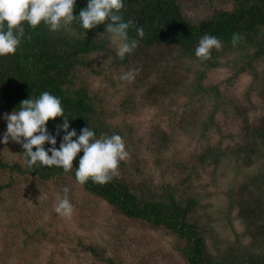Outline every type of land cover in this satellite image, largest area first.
<instances>
[{
  "label": "rangeland",
  "instance_id": "obj_1",
  "mask_svg": "<svg viewBox=\"0 0 264 264\" xmlns=\"http://www.w3.org/2000/svg\"><path fill=\"white\" fill-rule=\"evenodd\" d=\"M179 3L194 20L207 18L214 6H228L225 0ZM110 45L116 48L111 37ZM231 58L223 57V65L209 70L204 81L206 86L218 84L230 99L216 115L221 131L204 130L214 99L190 93L202 66L181 57L174 46L146 47L135 63L119 67L109 52H95L90 60L98 72L83 74L97 94L96 104L104 108L112 128L120 130L126 146L128 155L119 162L116 176L140 190L141 186L159 188L162 183L176 185L189 172L191 188L200 198L198 214L211 228L208 240L214 249L228 247L238 235L244 242L250 240L244 237L245 224L237 210L228 217V194L252 180L259 182L264 172V145L250 165L239 150L245 119L257 121L264 115V97L250 72L234 76V68L226 65ZM257 64L264 70V58ZM131 68L139 69L135 78L121 80L120 75ZM5 113L0 106V137L6 129ZM211 146L223 154L217 164H202L199 154ZM0 160L24 162L21 144L11 139L0 142ZM0 186V264H188L177 235L119 212L71 175L43 180L0 167ZM65 186L73 205L70 216L54 211ZM83 244L94 246L100 255L82 249Z\"/></svg>",
  "mask_w": 264,
  "mask_h": 264
},
{
  "label": "trees",
  "instance_id": "obj_2",
  "mask_svg": "<svg viewBox=\"0 0 264 264\" xmlns=\"http://www.w3.org/2000/svg\"><path fill=\"white\" fill-rule=\"evenodd\" d=\"M225 1L227 7L214 6L207 18L194 20L183 12L179 0H124L121 9L123 19L133 21L128 29L129 38L136 39L138 43L123 58L117 56L116 48L110 45V34L104 32V23L86 30L74 20L66 29L50 31L43 22L35 28L24 22L25 38L16 51L0 56V106L11 112L19 107L21 100L35 98L48 91L60 98L64 115L70 120V129L75 128L77 134L86 126L95 132L96 137L102 133L121 134L107 122L104 108L96 104L97 94L91 92L83 76L87 70L98 72L90 55L109 52L116 67L129 66L137 61L139 53L146 47L171 45L178 48L181 57L197 60L202 66L190 93L193 97L214 99V109L204 122V130L216 127L221 131L216 115L230 99L225 97L218 84L204 85L209 70L221 67L223 57L232 56L226 65L234 68V76L250 72L257 81L255 88L264 89V78L262 83L260 81L264 70L257 67L264 58V0ZM86 4L87 0H76L74 15H78ZM138 27L143 29V36L137 34ZM233 33L241 37L235 45L231 42ZM204 34L216 36L222 47L219 50L213 48L210 57L201 60L195 55V47ZM261 89L258 92L264 97ZM62 119L60 116L50 118L48 130L56 134ZM62 136L63 130L57 135L56 147H59ZM241 139L243 144L239 150L245 152L244 161L250 165L264 145V115L257 121L245 119ZM48 147L50 144L46 141L45 148ZM218 149L215 146L205 149L199 154V161L217 164L223 154ZM21 151H24L22 147ZM81 155L82 149L73 160V168L67 172L62 167L39 163L30 169L20 161L7 163L0 160V167H9L43 180L71 175L77 181L75 167ZM179 166L182 170L187 169L186 164ZM190 176L188 172L176 185L162 183L159 188L141 186L140 190H137L140 187L134 189L117 176L103 184L89 179L82 185L87 191L110 202L119 212L167 228L177 235L181 242L179 250L188 264H264V172L259 182L252 180L237 193L228 194V217L237 210L238 217L245 224L244 237L248 235L250 240L244 242L238 235L228 247L216 245L215 249L208 240L211 228L206 227L205 220L198 214L200 198L191 188ZM82 249L100 255L92 245L83 244Z\"/></svg>",
  "mask_w": 264,
  "mask_h": 264
},
{
  "label": "clouds",
  "instance_id": "obj_3",
  "mask_svg": "<svg viewBox=\"0 0 264 264\" xmlns=\"http://www.w3.org/2000/svg\"><path fill=\"white\" fill-rule=\"evenodd\" d=\"M75 3L76 0H0V56L16 51L25 38L24 22L32 28L43 22L50 31L66 29L74 20L86 30L104 23V32L110 34L112 43L116 45L117 56L123 58L137 46V40L130 39L128 34L133 21H126L122 16L124 0H87L78 15H74ZM136 31L139 36H143L142 28L138 27ZM239 39L240 35L233 33L232 44H237ZM221 47L222 43L216 36L204 34L195 47V55L206 60L213 48L219 50ZM137 71L139 69L131 68L122 73L120 79L131 81ZM58 116L63 119L57 125L56 134H53L48 130L47 121ZM3 119L6 129L0 142L6 143L11 139L20 143L24 150V164L30 169L39 163L62 167L67 172L73 168V160L82 149L83 155L79 156L78 166L75 167L76 180L81 184L89 179L101 184L108 182L118 175V164L128 155L119 133H102L96 137L88 126L83 127L79 134L75 128L70 129V120L64 115L60 98L48 91L41 92L35 98L21 100L19 107L5 113ZM61 130L63 136L59 147H56L57 135ZM46 141L50 144L47 149ZM33 146H36L35 150ZM68 191L69 188L65 186V195L58 198L54 205V211L61 216H70L73 211Z\"/></svg>",
  "mask_w": 264,
  "mask_h": 264
}]
</instances>
